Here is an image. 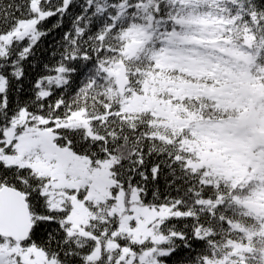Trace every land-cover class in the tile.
<instances>
[{
	"label": "snow or ice",
	"instance_id": "6c2138e0",
	"mask_svg": "<svg viewBox=\"0 0 264 264\" xmlns=\"http://www.w3.org/2000/svg\"><path fill=\"white\" fill-rule=\"evenodd\" d=\"M0 264H264V0H0Z\"/></svg>",
	"mask_w": 264,
	"mask_h": 264
}]
</instances>
